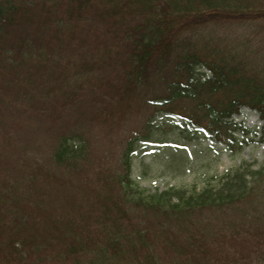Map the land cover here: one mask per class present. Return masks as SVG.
<instances>
[{
    "label": "trees",
    "instance_id": "trees-1",
    "mask_svg": "<svg viewBox=\"0 0 264 264\" xmlns=\"http://www.w3.org/2000/svg\"><path fill=\"white\" fill-rule=\"evenodd\" d=\"M233 1L0 0V127L34 118L25 131L46 135L45 119L51 126L73 111L52 134L48 157L28 149L0 155V172L12 175L0 186V264H163L159 247L175 254L172 264H264V229L255 227L246 253V240L237 251L231 243L234 221L199 218L203 210L233 209L243 213L242 225L260 226L253 217L263 167L241 165L200 190L149 194L130 172L137 144L178 104L230 150L232 116L243 106L264 121L263 80L199 32L213 22L264 19V0ZM49 64L71 72L57 79ZM140 101L150 109L141 128L115 162L98 158L82 124L100 119L117 129Z\"/></svg>",
    "mask_w": 264,
    "mask_h": 264
},
{
    "label": "rangeland",
    "instance_id": "rangeland-1",
    "mask_svg": "<svg viewBox=\"0 0 264 264\" xmlns=\"http://www.w3.org/2000/svg\"><path fill=\"white\" fill-rule=\"evenodd\" d=\"M235 2L236 0L233 1V3ZM199 32L203 37L216 39L224 45V48L230 49L231 53L238 54L245 59L250 72H255V75L264 82V19H255V21L234 19L220 23L213 22ZM71 66L73 67V63ZM46 69L50 75L54 73L57 79L71 72L69 69L65 72L63 64L58 67L49 64L46 65ZM205 71V69L200 70V72ZM38 77L41 81V74H38ZM160 89L159 86L157 91ZM147 106H143L141 101L131 104L128 114L122 118L117 129L110 128L100 119L83 123L82 130L89 137L90 149L93 153L98 158L104 156L106 162H115L123 146V141L133 130H139L144 118L149 115L150 109L146 108ZM180 109V104H178L177 111L171 115L158 116L157 131L153 133L151 139L140 141L135 148L131 160V177L144 190L145 194L164 189L169 190V188L200 190L206 185L211 187L217 185L223 175L233 172L241 165L249 164L252 168L263 167L264 171V142L259 139L260 127L264 122L254 109L243 106L239 114L232 116L236 126L234 135L237 141L232 145L234 148L231 150L222 143L210 139L209 134L202 128L192 125ZM11 110H14L13 106H11ZM72 115L73 111L68 114L63 113L62 118L51 126L47 125L48 120L45 119L44 123L49 133L46 135H43L44 131L41 130H37L33 135H29L25 131L36 125L37 122L34 118L26 119L24 125L17 128L10 125V122H6L0 127V155L10 157L14 156L17 150L28 149L32 155L48 157L51 154L52 143L55 142V137L52 134L60 127V124L71 119ZM10 135H14V137L8 143ZM28 138H31L30 143L26 141ZM11 176L9 172H0V186L5 184V179ZM261 186L260 195H256L258 199L254 202L258 205L255 209L254 216L256 217L252 216L262 219L260 226L250 222H245L242 225L239 220L242 219L243 213L241 215L240 212L233 209H225L222 213L207 210L200 213V220L209 219L211 224L220 225L223 222H235V224L233 222L235 226L233 233L237 234L231 240L233 246H236L235 251L240 250L239 246L243 240H246L245 252L247 253L251 235L253 236L255 233L252 231L255 230V227L264 229V181ZM136 218L139 219L137 215ZM156 238H158L157 243H161L163 236L158 234ZM157 251L156 255L163 260V264L175 263L176 256L173 252L162 247H159ZM50 264L64 263L56 260Z\"/></svg>",
    "mask_w": 264,
    "mask_h": 264
}]
</instances>
